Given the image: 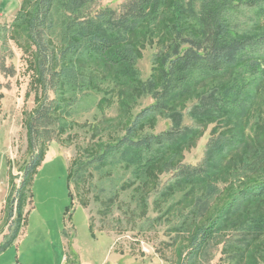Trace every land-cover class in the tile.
I'll return each mask as SVG.
<instances>
[{
    "label": "trees",
    "instance_id": "obj_1",
    "mask_svg": "<svg viewBox=\"0 0 264 264\" xmlns=\"http://www.w3.org/2000/svg\"><path fill=\"white\" fill-rule=\"evenodd\" d=\"M94 1H23L13 26L24 31L35 46L36 59L31 65L38 82L62 86L61 80L77 69L74 59L84 54L114 69L120 82L136 84L142 94L152 95L154 101L131 119L125 134L103 145L90 161L103 165L113 159L145 185L166 171L175 174L169 189L206 186L209 199L225 193V202L191 231L187 259L198 254L217 232L233 228L225 239V260L264 264V23L260 21L264 0H123L118 8L88 10ZM57 2L68 13L65 45L58 54L49 38L56 28ZM243 10L255 12L250 26L236 22L235 13ZM147 44H155L158 50L152 73L141 81L137 61ZM61 100L42 105L28 122L31 147L40 134L35 121H47L49 127L53 115L58 118L56 111L64 109ZM189 103L194 125L185 124ZM159 116L170 119L168 129L136 134ZM210 124L214 126L203 163L185 165L184 151L196 144ZM59 125L62 130L64 124ZM43 156L33 154L24 167L23 181L13 194L19 205ZM13 209L11 203L10 216ZM209 210L206 200L199 215ZM18 231L17 227L0 245V252L16 239Z\"/></svg>",
    "mask_w": 264,
    "mask_h": 264
},
{
    "label": "rangeland",
    "instance_id": "obj_2",
    "mask_svg": "<svg viewBox=\"0 0 264 264\" xmlns=\"http://www.w3.org/2000/svg\"><path fill=\"white\" fill-rule=\"evenodd\" d=\"M23 1L0 0V245L19 229L16 239L0 252V264H229L223 248L233 228L217 232L187 259L191 231L225 202V193L209 199L206 186L169 189L175 174L166 171L145 185L113 159L103 165L90 161L103 145L123 136L131 119L154 98L142 94L136 84L120 82L114 69L84 54L74 59L77 69L61 80L62 86L40 84L31 65L35 46L13 26ZM122 2L95 0L88 10L118 8ZM56 4V28L49 38L58 54L65 45L68 13ZM235 17L240 26H250L256 15L243 10ZM157 50L155 44L141 48L137 61L141 81L152 73ZM55 98L62 99L64 109L56 111L58 118L53 115L49 127L47 121H35L40 134L31 147L28 122ZM191 104L185 109L187 125L195 124L188 114ZM170 125L169 118L159 116L136 134L160 133ZM213 126L208 125L196 144L184 151L185 165L203 163ZM37 153H43L44 160L19 205L14 191L23 181L25 165ZM206 200L210 210L202 217L199 210Z\"/></svg>",
    "mask_w": 264,
    "mask_h": 264
}]
</instances>
